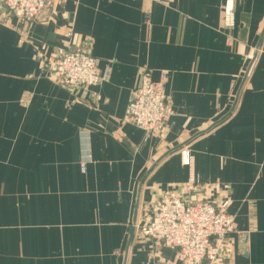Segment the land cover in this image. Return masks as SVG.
I'll return each instance as SVG.
<instances>
[{
	"label": "crops",
	"instance_id": "0c3cea01",
	"mask_svg": "<svg viewBox=\"0 0 264 264\" xmlns=\"http://www.w3.org/2000/svg\"><path fill=\"white\" fill-rule=\"evenodd\" d=\"M225 1L67 0L24 38L0 0V264H123L142 178L140 224L184 190L183 149L195 157L196 200L233 197L231 246L217 264H264V38L232 114L192 139L228 113L264 29V0H235L231 41ZM87 44L107 78L71 107L75 95L37 55ZM144 68L154 80L169 75L172 114L153 133L127 118ZM82 128L94 159L86 176ZM243 233L248 257L238 250ZM126 264L180 263L176 249L135 231Z\"/></svg>",
	"mask_w": 264,
	"mask_h": 264
},
{
	"label": "built area",
	"instance_id": "2783aa9c",
	"mask_svg": "<svg viewBox=\"0 0 264 264\" xmlns=\"http://www.w3.org/2000/svg\"><path fill=\"white\" fill-rule=\"evenodd\" d=\"M10 17L15 18L25 38L29 25L44 20L47 8L63 5L67 0H2ZM236 28L235 0H226L223 10V31L232 41ZM72 35V33H69ZM85 49L69 50L63 53L45 55L39 53L37 60L44 63L50 78L68 89L75 99L71 107L84 103L92 89L106 80L99 69L98 61ZM169 75L161 71L154 80L149 68L141 70L140 86L132 95L127 108V118L132 125L146 133H153L162 127L172 114L167 102ZM79 165L82 175L93 164L91 131L82 128L78 132ZM182 164L191 171L184 190L178 195L159 200L144 216L143 224L137 221L136 231L141 237L152 240L161 248L177 251L180 264H217L224 247L231 246L236 215L228 213L232 195L227 194L217 206L214 203L196 200L197 186L194 179V155L188 149L182 150Z\"/></svg>",
	"mask_w": 264,
	"mask_h": 264
},
{
	"label": "water",
	"instance_id": "95a60500",
	"mask_svg": "<svg viewBox=\"0 0 264 264\" xmlns=\"http://www.w3.org/2000/svg\"><path fill=\"white\" fill-rule=\"evenodd\" d=\"M263 38H264V29H263V32H262L261 37H260V39H259V42H258V44H257V46H256V49H255L254 55H253V57H252V59H251V62H250V64H249V67H248V69H247V71H246V73H245V75H244V78H243V80H242V83H241V85H240V88H239V90H238V93H237V95H236V98H235L234 102L232 103V105H231V107H230L228 113H227L224 117H222L220 120H218L216 123H214V124L211 125L210 127L204 129L203 131H201L200 133H198L197 135H195L194 137H192V139L196 138L197 136H199V135H201V134H205V133L209 132V131L212 130L215 126H217L218 124H220V123H222L223 121H225V120H226V119L232 114V112L234 111V109H235V107H236V104H237V101H238V99H239V95H240V93H241V90H242V88H243V86H244V84H245V81H246V79H247V77H248V74H249V72H250V70H251V67H252V65H253V63H254L256 57H257V54H258L259 49H260V47H261V43H262ZM182 146H183V145H181L180 147H182ZM180 147H177L176 149H179ZM173 151H174V150H173ZM150 171H151V169L148 171V173H149ZM148 173H147V174H148ZM145 177H146V175L142 178V180H141V182H140V188H139V193H138V197H137V201H136V206H135V213H134L133 223H132L131 230H130V232H129L130 237H129L128 245H127V248H126V252H125V257H124L123 264H126V261H127V254H128L129 246H130V244H131V242H132V239H133V237H134V235H135V231H136V228H135V227H136V224H137V221H138L139 206H140V190H141V185H142L143 180H144ZM248 243H249V236H248V234H245V233L240 234V235H239V246H238V250H239V254H240L241 256H243V257H248V253H249V244H248Z\"/></svg>",
	"mask_w": 264,
	"mask_h": 264
},
{
	"label": "rangeland",
	"instance_id": "374dc122",
	"mask_svg": "<svg viewBox=\"0 0 264 264\" xmlns=\"http://www.w3.org/2000/svg\"><path fill=\"white\" fill-rule=\"evenodd\" d=\"M90 43V42H89Z\"/></svg>",
	"mask_w": 264,
	"mask_h": 264
}]
</instances>
